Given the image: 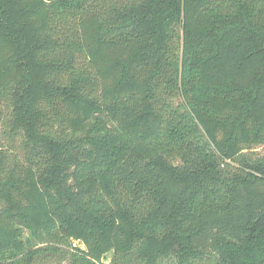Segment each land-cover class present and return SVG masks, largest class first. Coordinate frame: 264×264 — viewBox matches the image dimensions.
Returning a JSON list of instances; mask_svg holds the SVG:
<instances>
[{
	"label": "trees",
	"instance_id": "obj_1",
	"mask_svg": "<svg viewBox=\"0 0 264 264\" xmlns=\"http://www.w3.org/2000/svg\"><path fill=\"white\" fill-rule=\"evenodd\" d=\"M259 147L264 0H0V264H264Z\"/></svg>",
	"mask_w": 264,
	"mask_h": 264
},
{
	"label": "rangeland",
	"instance_id": "obj_2",
	"mask_svg": "<svg viewBox=\"0 0 264 264\" xmlns=\"http://www.w3.org/2000/svg\"><path fill=\"white\" fill-rule=\"evenodd\" d=\"M255 150L258 151V152L264 153V148L263 147H259V148L255 149ZM105 263L108 264V260H106Z\"/></svg>",
	"mask_w": 264,
	"mask_h": 264
}]
</instances>
